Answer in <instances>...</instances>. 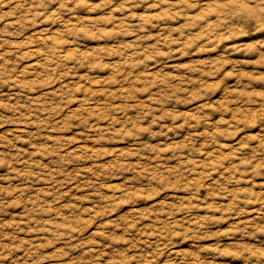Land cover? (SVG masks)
<instances>
[{"label":"rangeland","instance_id":"374dc122","mask_svg":"<svg viewBox=\"0 0 264 264\" xmlns=\"http://www.w3.org/2000/svg\"><path fill=\"white\" fill-rule=\"evenodd\" d=\"M0 264H264V0H0Z\"/></svg>","mask_w":264,"mask_h":264}]
</instances>
